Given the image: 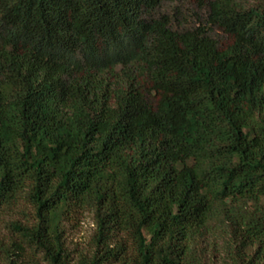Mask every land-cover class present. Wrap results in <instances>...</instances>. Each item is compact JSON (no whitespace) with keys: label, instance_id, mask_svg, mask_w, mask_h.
<instances>
[{"label":"trees","instance_id":"1","mask_svg":"<svg viewBox=\"0 0 264 264\" xmlns=\"http://www.w3.org/2000/svg\"><path fill=\"white\" fill-rule=\"evenodd\" d=\"M167 1L0 0V264H264V0Z\"/></svg>","mask_w":264,"mask_h":264},{"label":"rangeland","instance_id":"2","mask_svg":"<svg viewBox=\"0 0 264 264\" xmlns=\"http://www.w3.org/2000/svg\"><path fill=\"white\" fill-rule=\"evenodd\" d=\"M209 1L170 0L166 2L165 9L171 16L177 18V22L184 23L187 26H194L206 22L208 16L207 4ZM240 1L244 3L255 2V0ZM213 36L223 46L231 43V39L219 29L214 30ZM34 219V208L27 201H23L12 214L5 218V222L19 220L23 223H31ZM97 234L96 218L92 211L81 213L66 223V245L75 260L81 256H90L95 252ZM8 235L9 233L4 225L0 224V238H7ZM227 238L228 236L219 231L209 235L208 242L203 244L207 262L222 264L224 259L228 260L225 244Z\"/></svg>","mask_w":264,"mask_h":264}]
</instances>
